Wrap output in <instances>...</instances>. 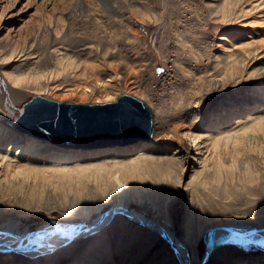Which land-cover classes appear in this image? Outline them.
<instances>
[{
  "label": "rangeland",
  "instance_id": "rangeland-1",
  "mask_svg": "<svg viewBox=\"0 0 264 264\" xmlns=\"http://www.w3.org/2000/svg\"><path fill=\"white\" fill-rule=\"evenodd\" d=\"M258 1L244 0L246 15L221 20L218 12L225 0H119L114 9L99 11L90 4L77 15L60 2L53 17L47 12L57 6L55 0H0V154L14 166L27 163L38 168L74 167L104 157L126 160L141 153L174 158L180 164L179 179H152L147 190L141 189L145 190L141 197L130 199L127 205L148 218L160 215L169 220L182 240L189 239L196 261L206 251L205 232L211 224L241 219L264 224V138L248 131L245 142L222 148L227 167L236 162L243 170L254 163L261 169L259 177L233 180L226 179V173L218 182L209 169L202 171L205 163L213 165L202 136L207 125L215 123V134L233 133L264 117V1L260 5ZM127 5L144 8L149 16H130ZM232 64L237 67L235 77L227 75L210 84L211 77L221 78ZM14 76L22 79L20 84ZM97 78L112 80L108 85L95 84ZM125 93L149 105L153 120L150 141L127 144L120 150H90L42 140L27 157L7 151L10 143L25 138L13 121L35 95L98 103L117 100ZM178 124L185 126L179 127L183 145L163 138ZM154 140L158 146L146 149ZM56 155L72 159L57 163ZM31 178L14 177L7 184L24 191L0 192V224L15 218L21 227L35 228L49 221L66 227L93 221L112 205L109 194L105 197L97 191L92 181L78 188L50 176L49 171L38 170ZM30 196L34 201H29ZM0 264L181 261L161 234L118 213L99 231L50 253L30 257L0 252ZM206 264H264V246L229 241L216 248Z\"/></svg>",
  "mask_w": 264,
  "mask_h": 264
},
{
  "label": "bare ground",
  "instance_id": "bare-ground-1",
  "mask_svg": "<svg viewBox=\"0 0 264 264\" xmlns=\"http://www.w3.org/2000/svg\"><path fill=\"white\" fill-rule=\"evenodd\" d=\"M118 1L119 0H55L54 4H56L57 6H52L50 9H48L47 15H49V17H53L55 10L58 8L57 3L60 2L62 5L67 4L68 7H70V9L72 8L71 14L77 15L78 13L85 12V10L90 4H94L96 8L98 7V9L96 10L99 11H102L105 8H106L105 10H110V8L114 9L115 6H117ZM243 1L244 0H225L224 5L219 9L218 12L219 16H221V20H224L226 17H229L230 15H237V16L246 15L248 9H246L245 6L242 5ZM261 1L263 2L264 0H259L258 5L261 4ZM126 4L127 2L125 3V5ZM128 6L129 5H127V7ZM128 8L130 10V14H129L130 16L138 15L144 19L145 15H148L147 11L144 10V8L141 7H138L136 9L131 7ZM61 59L62 57H60V60ZM67 59H68L67 61H71V59L69 58ZM236 69H237L236 65L232 64L231 66H229V69L225 71L224 76H221V78L211 77L209 79L210 84L214 81L218 82L219 80H225V77L227 75H229L230 78L233 76L235 77ZM114 73L116 75L120 74L117 71H114ZM112 77L114 78V75ZM12 78L17 84L18 83L20 84V82L22 81V79H20L17 76H14ZM110 80H112V78H108L107 80L104 81L101 80V78H97L96 80L97 83L95 84L108 85ZM199 92L201 91L199 90ZM181 126H184V124L182 125L178 124L173 128H170V134L164 135L163 138L166 139L167 141H178L179 144L183 145V137L182 134L179 133V127ZM214 126L215 123L207 125V129L204 131V134H202V136L206 137V142L208 143V147L211 151V156L209 157V159H212L213 161V165L211 166L209 165V162L205 163L202 167L203 168L202 171L204 172L206 169H209L210 175L212 174V176H214V179H216V181L218 182L224 180L226 173H227L226 179H233V180L236 179L237 177H239V179L254 178L255 176L259 177L261 175L260 174L261 169L258 167L257 164L254 163L253 164L248 163L244 166L243 170L245 173H241L243 170L239 168L236 162L232 163L231 165L228 164L230 165L228 166L229 167L228 168L222 156V148L228 147V145L232 142L233 144H235V146L238 143H241L243 139L247 137L246 135H248L249 133L248 131L250 132L253 131L251 132L252 134L258 133L256 134L258 135L257 137L264 138V117L258 118L252 124H250L249 127L233 133L227 132L223 134L217 132L215 134L214 128L216 127ZM183 130L184 129H182V131ZM187 130L191 131V129H186V131ZM25 134L26 135H23L25 136V138L19 140V142L15 144L10 143V145L7 147V151L9 153L15 151V156L19 157V155H23L27 157L33 151L38 149L43 139L29 133H25ZM241 135H243L242 138ZM256 135H253V137L257 138ZM243 142H245V140ZM126 145L127 144H119L116 146H98V147L101 148L118 147L116 149L120 150L123 148L122 146H126ZM157 146H158L157 142L156 140H154L152 142L147 143L145 148L152 149ZM12 147L14 148V150ZM101 148L93 147L90 150H97ZM53 159H55L57 163H62L71 160L72 158L70 157L68 158L67 155H56ZM110 160H111L110 158L104 157L100 159V161L92 162V163H84L80 165L78 164L74 167L38 168V167L30 166L27 163L24 164L21 163L14 166L7 161L4 154H0V192L15 193L16 191L20 192L23 190V189L16 190V188H12L11 186L7 185L13 183L12 180H14V177L15 178L18 177L19 179L22 178L23 181H26L32 179L31 177H33L34 173H37V170L42 173L49 171L50 176H54L60 180L63 179L65 180L63 182H70L71 184L78 186V188L83 186L86 187L89 181L94 182L97 191L103 192L105 197L108 196L109 194V199H110L109 202H111L112 204L111 207L107 211H105L104 217L99 222L98 221H88L85 223H82V221L73 222L70 226H66V227L65 225H62L55 221L41 223L37 225L35 228L29 227L30 225L28 227L27 225H25L26 227H21L19 220H15V218L14 220L7 219L0 224V252L1 253L17 252L30 257H35L39 254L50 253L51 251H54L58 247L62 246L61 244H63L66 240H68L71 237V235H74L75 232H77L74 230L80 229L79 232H81L80 233L81 235L78 238L80 239L83 237V235L87 233L89 234V232L91 233L94 230L97 229L100 230L102 227H105L107 224L104 223H106L115 212L116 213L114 214L112 220H114L116 215L120 212L122 213L124 212L125 214L126 213L131 214V212L123 210L124 208L120 206L128 204L129 201H131L130 199L132 198L139 199L141 197V194L145 191V190L141 191V189L143 188L147 190V186L149 183H151L152 179L164 180L163 179L164 177L179 179L180 164L176 162V160L172 157H156L152 154L145 155V153H141L138 154L137 156L127 158L126 160H116V161L115 160L110 161ZM211 167L212 169H210ZM174 173L176 174L175 177L173 176ZM200 177L202 178L203 176ZM29 191H31L30 193H32V189ZM25 193H28V191ZM33 194L32 196L34 197L35 194L34 195ZM33 197L31 198V200H29V197H26L24 199L26 200V202L28 200L32 201ZM27 204L29 203H26V205ZM134 210H135L134 215L137 218H139L141 221H152L154 223H157L158 225L166 226L169 232V236L171 237L173 242H175L178 245V249L181 254V256L177 255L179 257V260L181 261L182 259L185 261V263L181 261V264H200L202 260L205 258L206 252L197 261L195 260V258H193L190 252L191 246L190 243L188 242L189 239L186 238L182 240L176 234V231L173 229V227H171L169 220L163 217L160 218V215H157L155 217L152 216L151 218H148L147 216L143 215L144 213L140 214L138 209L134 208ZM211 225L212 226L209 227L208 230L205 232V238L208 240L209 232L212 230L213 241H214L213 244L226 240L229 241L242 240V241H250L264 246V224H256L255 222L253 223V222H249L248 220L244 221V219H241V220H234L231 222L230 221L218 222V223H213ZM168 242L170 243V241ZM210 257L204 264H206L210 260Z\"/></svg>",
  "mask_w": 264,
  "mask_h": 264
},
{
  "label": "water",
  "instance_id": "water-1",
  "mask_svg": "<svg viewBox=\"0 0 264 264\" xmlns=\"http://www.w3.org/2000/svg\"><path fill=\"white\" fill-rule=\"evenodd\" d=\"M13 126L21 132L67 148L132 144L142 140H151L153 135L152 112L149 105L127 93L120 95L117 100L98 103H73L35 95L24 104L20 115L13 121ZM120 207L131 212V214L126 213L129 218L148 229L157 231L167 241H170L174 253L181 256L178 245L169 236L166 226L152 221H141L134 215L135 210L130 205ZM104 213L93 221L99 222L104 217ZM114 214L104 224L108 225ZM85 222L82 221V223ZM79 230H74L77 232L61 245L78 239L81 235ZM226 241L229 242V240ZM226 241L213 244L211 230L208 240L206 239L205 258L200 264H204L212 252L217 247L226 244ZM181 261L185 263L184 260L181 259Z\"/></svg>",
  "mask_w": 264,
  "mask_h": 264
},
{
  "label": "snow or ice",
  "instance_id": "snow-or-ice-1",
  "mask_svg": "<svg viewBox=\"0 0 264 264\" xmlns=\"http://www.w3.org/2000/svg\"><path fill=\"white\" fill-rule=\"evenodd\" d=\"M160 71H163V69H160Z\"/></svg>",
  "mask_w": 264,
  "mask_h": 264
}]
</instances>
